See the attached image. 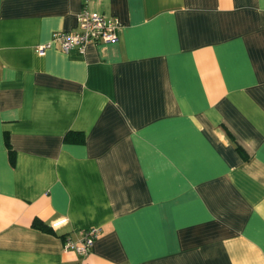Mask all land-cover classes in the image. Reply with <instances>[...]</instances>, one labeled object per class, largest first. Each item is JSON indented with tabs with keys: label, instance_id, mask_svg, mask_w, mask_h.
I'll return each mask as SVG.
<instances>
[{
	"label": "crops",
	"instance_id": "1",
	"mask_svg": "<svg viewBox=\"0 0 264 264\" xmlns=\"http://www.w3.org/2000/svg\"><path fill=\"white\" fill-rule=\"evenodd\" d=\"M0 264H264V0H0Z\"/></svg>",
	"mask_w": 264,
	"mask_h": 264
},
{
	"label": "built area",
	"instance_id": "2",
	"mask_svg": "<svg viewBox=\"0 0 264 264\" xmlns=\"http://www.w3.org/2000/svg\"><path fill=\"white\" fill-rule=\"evenodd\" d=\"M120 22L117 18L108 16L96 10L83 7L78 15L77 29L72 31H54L48 43L36 47L39 54H43L53 42H58L62 51L76 48L83 52L88 43H110L118 41V29ZM66 221L65 218L51 223L54 229ZM100 234L99 227H90L79 231V237L73 241L67 239L64 243L65 249H72L76 253L86 255L89 253L95 240Z\"/></svg>",
	"mask_w": 264,
	"mask_h": 264
},
{
	"label": "trees",
	"instance_id": "3",
	"mask_svg": "<svg viewBox=\"0 0 264 264\" xmlns=\"http://www.w3.org/2000/svg\"><path fill=\"white\" fill-rule=\"evenodd\" d=\"M64 140L66 142L67 141L82 142L84 139H83V136H82L81 133H78V132H68V133L65 134ZM7 147H8V150H9L10 160H13V152L11 151V148H10V146H9L8 143H7ZM32 226L34 228L40 229L42 231L53 232V229L50 226H48L45 223H43L39 218H34L33 219Z\"/></svg>",
	"mask_w": 264,
	"mask_h": 264
}]
</instances>
